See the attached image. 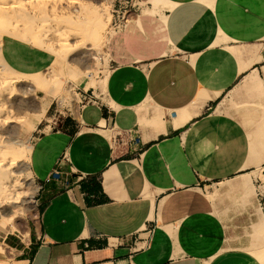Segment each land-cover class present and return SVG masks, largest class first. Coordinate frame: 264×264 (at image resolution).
Returning a JSON list of instances; mask_svg holds the SVG:
<instances>
[{"label": "crops", "instance_id": "0c3cea01", "mask_svg": "<svg viewBox=\"0 0 264 264\" xmlns=\"http://www.w3.org/2000/svg\"><path fill=\"white\" fill-rule=\"evenodd\" d=\"M167 1L123 20L109 74L36 140L38 220L10 264H261L223 219L264 177V0ZM1 52L22 75L56 61L11 36Z\"/></svg>", "mask_w": 264, "mask_h": 264}, {"label": "rangeland", "instance_id": "374dc122", "mask_svg": "<svg viewBox=\"0 0 264 264\" xmlns=\"http://www.w3.org/2000/svg\"><path fill=\"white\" fill-rule=\"evenodd\" d=\"M4 1L0 0V43L5 36H11L56 55V61L44 73L22 75L5 62L0 46V173L8 167L14 176L21 175L23 185L17 188L16 197L12 195L16 200L0 193V222L5 211L13 216L10 228L0 227V264H10L18 256L16 247L29 243L26 237L38 220L40 188L31 170L36 140L61 129L66 119L77 117L84 81L90 87L109 74L113 63L108 43L124 27L123 20L130 25L145 17H157L169 2L157 0L152 5L153 0H16L17 6L11 7L15 0ZM141 10L142 15L135 20L130 16ZM125 11L128 13L123 18ZM43 105L47 107L37 121L41 114L35 110ZM1 178L2 174L0 181ZM261 180L246 195L245 202L227 203L230 211L224 212L223 221L229 248L248 251L264 264V177ZM1 182L0 191L4 181Z\"/></svg>", "mask_w": 264, "mask_h": 264}, {"label": "bare ground", "instance_id": "6f19581e", "mask_svg": "<svg viewBox=\"0 0 264 264\" xmlns=\"http://www.w3.org/2000/svg\"><path fill=\"white\" fill-rule=\"evenodd\" d=\"M2 1V0H1ZM6 1V0H5ZM4 1V2H5ZM13 1V0H12ZM205 1V0H204ZM24 2V1H23ZM157 2V0H153L152 1V5L154 4V3H156ZM201 2V1H200ZM203 3V2H202ZM14 4H16L15 6H17V2H16V0H15V2H13L12 4H10V6L11 5H14ZM20 4H21V2H20ZM7 5H9V4H7ZM177 5V4H176ZM175 5V6H176ZM0 6H2V5H0ZM5 8H6V6H4ZM12 7V6H11ZM10 7V8H11ZM17 8V7H16ZM16 8H14V9H16ZM21 8V7H20ZM165 8H168V7H163V8H161V9H165ZM171 8H174V7H171ZM2 11V10H1ZM8 12V11H7ZM44 12V11H43ZM10 15V14H9ZM4 17V16H3ZM43 17V16H42ZM45 17V16H44ZM111 17V16H110ZM110 17H109V19L108 20H110ZM2 18V17H1ZM43 19V18H42ZM47 19V18H46ZM107 19V18H106ZM163 19H164V17H163ZM166 19V18H165ZM34 20V19H33ZM46 21V20H45ZM3 22H4V20H3ZM108 22V21H107ZM106 22V23H107ZM11 23V22H10ZM105 23V24H106ZM6 24V23H5ZM4 24V25H5ZM164 24H166V23H164ZM8 25H9V23H8ZM11 25V24H10ZM12 26V25H11ZM103 27H105L104 25H103ZM1 28V27H0ZM3 28H1V30H2ZM46 33V32H45ZM24 36V35H23ZM22 36V37H23ZM3 38V37H2ZM24 38V37H23ZM32 38V37H31ZM25 39V38H24ZM21 40V39H20ZM26 40V39H25ZM43 40V39H42ZM2 44L0 43V46H1ZM46 107L47 106H45V105H43V106H38V108H37V110H35V111H37V113H40L41 114V116H40V118H38L37 119V121H40L41 120V117H42V113H43V111L46 109ZM44 115V114H43ZM35 127H37V126H35ZM6 148V147H5ZM3 149V148H2ZM1 151V150H0ZM0 174H2V178H1V181L3 180L4 181V183H3V189H2V191H0V193L1 192H3L2 194L5 196L6 195V197L7 198H9V199H11V201L13 200V199H15L16 200V195H17V188H20V187H23V185L20 183V180H21V178H20V176H18L17 174H15V176L12 174V172L8 169V167H5V169L3 170L2 169V172L0 173ZM20 179V180H19ZM0 181V182H1ZM2 183V182H1ZM13 193H14V196L15 197H13L12 195H13ZM16 194V195H15ZM11 196V197H10ZM20 197V196H19ZM18 198V197H17ZM4 200V199H3ZM18 201V200H17ZM9 202V201H8ZM33 202V201H32ZM31 202V203H32ZM11 203V202H10ZM1 215V214H0ZM15 215V214H14ZM2 216L3 217H1V222H0V224L2 223V225H0V227L1 226H7L8 228H10L11 226H10V224L12 223V219H13V216H11V214H10V212L9 211H5V212H3L2 213ZM13 229V228H12ZM21 233V232H20ZM19 233V234H20ZM24 236V235H23ZM22 236V237H23ZM26 237V236H25ZM27 238V237H26ZM1 245V244H0ZM1 247V246H0ZM10 249V248H9ZM0 251H1V248H0ZM7 251V250H6ZM4 253V252H3Z\"/></svg>", "mask_w": 264, "mask_h": 264}, {"label": "built area", "instance_id": "2783aa9c", "mask_svg": "<svg viewBox=\"0 0 264 264\" xmlns=\"http://www.w3.org/2000/svg\"><path fill=\"white\" fill-rule=\"evenodd\" d=\"M113 131V130H112ZM114 132V131H113ZM115 137V136H114ZM60 178V172L59 171H54L50 177V179H59ZM262 197H264V195L261 194ZM118 242V241H117ZM149 246V242L147 240H143L141 242H136L135 243V247H134V250L137 251V250H142V249H145Z\"/></svg>", "mask_w": 264, "mask_h": 264}]
</instances>
